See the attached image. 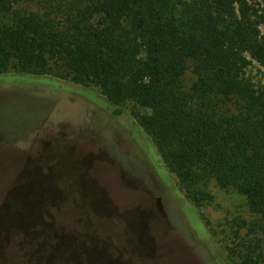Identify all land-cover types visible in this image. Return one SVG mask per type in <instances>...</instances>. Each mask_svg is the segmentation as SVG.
Returning a JSON list of instances; mask_svg holds the SVG:
<instances>
[{"label": "trees", "instance_id": "trees-1", "mask_svg": "<svg viewBox=\"0 0 264 264\" xmlns=\"http://www.w3.org/2000/svg\"><path fill=\"white\" fill-rule=\"evenodd\" d=\"M25 1L38 8L18 6ZM260 3L0 0V74L42 76L49 90L57 82L66 95L79 91L113 115L123 114L131 101L132 114L154 140L159 157H153L151 146L143 149L161 173L163 165L179 180L181 188L174 184L173 189L186 196L181 209L188 222L186 204L202 224L198 206L211 197L212 180L244 195L264 220V84L247 73L253 60L264 67ZM71 207V222L82 208L89 214L101 210ZM192 226L209 238L203 224L204 232ZM13 247L0 252V264L53 263L52 257L47 261ZM258 249L241 237L232 251L243 264H258L264 260Z\"/></svg>", "mask_w": 264, "mask_h": 264}, {"label": "rangeland", "instance_id": "rangeland-1", "mask_svg": "<svg viewBox=\"0 0 264 264\" xmlns=\"http://www.w3.org/2000/svg\"><path fill=\"white\" fill-rule=\"evenodd\" d=\"M18 6L38 8L30 1ZM12 73L0 74L1 253L16 245L53 258L52 264H243L232 251L241 237L264 253V220L244 195L215 180L211 197L198 206L210 236L198 235L192 224L204 230L197 211L186 204L192 222L185 219L186 196L173 189L181 188L179 180L156 166L155 142L131 101L113 115L79 91L68 96L57 82L52 87L60 93L42 76ZM247 73L264 84L257 61ZM142 146H151L153 157ZM71 204L101 210L82 208L71 222Z\"/></svg>", "mask_w": 264, "mask_h": 264}, {"label": "built area", "instance_id": "built-area-1", "mask_svg": "<svg viewBox=\"0 0 264 264\" xmlns=\"http://www.w3.org/2000/svg\"><path fill=\"white\" fill-rule=\"evenodd\" d=\"M253 61H255V60H253Z\"/></svg>", "mask_w": 264, "mask_h": 264}]
</instances>
